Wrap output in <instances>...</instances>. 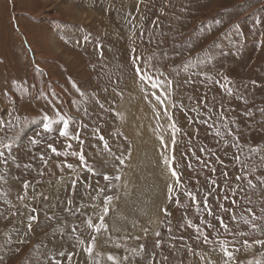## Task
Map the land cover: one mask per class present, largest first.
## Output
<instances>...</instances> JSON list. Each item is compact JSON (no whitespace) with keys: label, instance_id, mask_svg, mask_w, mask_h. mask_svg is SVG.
Here are the masks:
<instances>
[{"label":"rangeland","instance_id":"obj_1","mask_svg":"<svg viewBox=\"0 0 264 264\" xmlns=\"http://www.w3.org/2000/svg\"><path fill=\"white\" fill-rule=\"evenodd\" d=\"M46 1L54 18L46 17L32 0H0V125H7L0 128V142L11 144V149L0 148L8 161L0 158V264H54L53 258L68 264L59 256L62 251L73 253L72 264H114L109 255L115 264H224L219 240H225L229 250L240 248L235 252L238 264H264V246L242 247L245 239H264V221H256L258 230H253L239 219L248 216L249 207L264 215V186L254 179L264 175V0ZM116 8L121 11L118 24L111 16ZM77 11L95 12L94 20L80 22ZM55 37L63 50L60 56L51 46ZM134 56L142 58L137 64L159 82L158 88L139 80ZM215 81L227 84L233 94ZM165 110L180 128L174 155L181 165L183 190L193 192L197 201L211 193L209 206L224 216L233 233L247 235L212 232L200 225L201 217L216 221L202 204L198 215L196 205L182 193L179 206L175 197L167 200L172 181L161 163L158 139H171ZM60 116L68 121V137L59 134ZM77 134L91 172L76 157L57 156L48 148L52 144L61 153L80 151V141L73 138ZM234 143L238 147H232ZM200 148L211 149L223 164ZM253 148L262 151H250ZM242 163L256 168L249 178L257 187L250 189L244 182L233 222L217 207L218 200L230 206L222 200L226 189L221 172L233 180ZM210 167L216 168L215 174ZM210 179L217 181L215 191ZM24 182L30 187L21 201ZM100 189L104 192L98 195ZM105 196L113 198L104 218L107 229L95 233L84 221L99 223ZM31 208L37 210L38 221L28 232ZM185 218L210 233L213 243L197 240L193 228L180 227ZM92 235L97 240L89 256L83 249ZM156 240L161 241L159 248Z\"/></svg>","mask_w":264,"mask_h":264},{"label":"snow or ice","instance_id":"obj_2","mask_svg":"<svg viewBox=\"0 0 264 264\" xmlns=\"http://www.w3.org/2000/svg\"><path fill=\"white\" fill-rule=\"evenodd\" d=\"M216 23H219V21H217ZM261 21L257 20V24H260ZM85 39H87L85 37ZM135 52V50L133 49V53ZM142 59L139 56H134V58L132 59V64L134 67V71L137 75V77L139 78V80L143 83V82H151V87L153 89H156L159 87V82L158 81H154L153 77L150 76L147 72H145L142 68L141 65L137 64V60ZM162 75V73H161ZM207 79L212 80V77H207ZM225 81H228V83L230 84L231 81L229 80L228 77H224ZM169 83H171L169 81ZM216 84H218L220 86L221 89L225 90L227 92V94L229 96H231L233 94V89L228 87L227 84H223L220 83V81H215ZM255 83V82H253ZM73 87H77L75 85V83H73ZM77 91H79V88H77ZM153 95H155V93H153ZM147 98V96H146ZM157 102H159L160 104H164V101L161 100L160 96H155ZM238 99H242V97H237ZM175 105H173L174 107ZM101 107H103V105H101ZM193 111H196V109H192ZM262 112H264V109H261ZM164 116L167 117V119L171 122L170 123V129H171V139L170 142H165L164 137L163 136H158V139L160 141V146L163 149L160 152V157H161V163L164 166L166 172L169 175V179L172 181L171 183H169L167 185V200L169 202H173V198L175 197L174 202L177 204V206L180 205L181 201H180V194L182 193L183 196L190 198L193 202L194 205H196L197 208V214L199 215L200 213V205H203V210L204 212H206L207 216L212 217L214 221H216V223H213L212 221H209L207 219H205L204 217L200 218V225H205L208 229H211L212 232H217L219 233L220 230L223 231V233L225 234H229V235H239V236H245L247 235L246 233L243 232H239V233H233L232 229L230 228L229 224L225 222V218L224 216H221L219 214L216 213V211L211 208L208 204V195H210L211 193H208L207 195L204 196V198L201 201H197L196 200V196L193 192L191 191H184L183 190V184H182V172L180 171L181 165L179 163H176V158H175V148L177 145V139H176V134L178 132H180V128L177 126L176 122L173 120L172 115L168 112V111H164ZM223 115V114H221ZM248 115H251V113L249 112ZM157 118L159 119L160 113H156ZM60 120L63 121V129L60 130L59 134L62 137H68L69 136V132H68V128H69V124L68 121L65 120V118L63 116H60ZM189 122H191V118H189ZM200 123H207L206 120H201ZM233 123H235V121H233ZM7 125H0V128H6ZM45 129L47 130L49 128L48 124H45ZM209 127H211V125H209ZM217 136H221L222 137V133L217 130L216 132ZM229 135H232L231 131H229ZM74 139L80 141L81 144V148L80 151H74L71 153L68 152H64L61 153L57 150V148H55L52 144L48 145V148L51 150V152L57 156L60 155H64V156H68L71 155L73 157H76L80 164L87 168V170L89 172L92 171L91 168L87 167V162H86V156L84 154L83 151V141L80 140L79 135H75L73 137ZM100 139L102 141H104V137L101 136ZM238 139V137L236 138ZM33 144H36L37 141L33 140L32 141ZM225 146H227V141H225ZM68 147L70 148L71 145H68ZM232 147H238L237 143L232 144ZM0 148L3 149H11V144H7V143H3L0 142ZM104 149L105 150H109L108 148V144L107 141H104ZM200 152H208L210 153L212 156H216V153L213 152L211 149H206V148H200L199 149ZM250 151L252 152H260L262 151L259 148H253L250 149ZM189 152H191V154L193 156L196 155L195 151H193L191 148H189ZM0 158H2V162L7 164V158H5V152L4 151H0ZM15 159V158H13ZM50 159V158H49ZM120 159V158H117ZM234 159L239 160V157H234ZM41 160L44 162L45 166H47L48 164V159H45V157L42 155L41 156ZM261 160L264 161V156H261ZM197 161L200 163H203L205 165V167H208L207 161H202L200 159V157H197ZM123 159H120V163H123ZM64 163V167H67L68 169H74L73 164L71 163ZM216 163L219 164H223V161L220 160V158L218 156H216ZM175 165V166H174ZM16 167H20L19 164L16 165ZM25 168L29 167L28 165H24ZM57 167H60V165L58 164ZM187 167L189 169L192 168L191 164H187ZM209 170L215 174L216 173V168L215 167H210ZM256 172V168L252 167L249 168L246 164L242 163V167L240 170V173L235 175L233 180H229V173L227 171H222L221 172V176L223 177V184H224V188L226 189L224 196L222 197V200H228L230 201V206H226L223 202L221 201H217V207L219 208L221 213H224L231 221L236 222L237 221V215L235 214V212L233 211V207H239V201L236 199L237 196H239L240 194L245 192V187H244V182H246V185L248 188L250 189H255L257 187V183L261 186H264V175H256L254 176V179L257 183L253 182L252 178H249L250 174H253ZM42 174V173H41ZM3 177H0V179H2ZM104 179H109L108 176H105ZM116 179H119V177H116ZM210 185L214 186L212 188V191L216 190V187H218L217 185V181L215 179H210L209 180ZM235 183L236 186L233 188L232 184ZM76 181L73 180L72 181V186L75 187ZM30 187L29 182H24L23 184V189L24 191V195L19 196L18 198L23 201L26 199L27 197V189ZM104 192V189H100V191L98 192V195L102 194ZM35 198V197H34ZM245 199H247L248 203H251L250 198L244 197ZM112 197L111 196H105V199L103 201V214L100 215L98 217L99 223H94L93 220L91 218L87 219L86 221H84V223L87 225V228L92 229L93 232L95 233H99L102 229L106 230L107 226L104 223V218L105 216L108 215L109 213V207L108 205L111 204L112 201ZM69 204H71V200L68 201ZM25 207H28L27 205H25ZM69 211H71V209H68ZM36 209L35 208H31L30 209V214L28 215L27 219H28V224H27V231L31 232L32 231V223L38 221V216L35 215L34 213H36ZM161 211L164 213L165 216H168V210L166 208H161ZM248 216H244L241 215L239 217V219L245 224V225H249L253 230H258V225L256 223V221H264V215L262 216H257L255 214V212L253 211L252 208H247L246 209ZM261 212L264 213V208L261 209ZM13 215H15L16 213L13 212ZM249 216L251 217L249 219ZM49 219H51V217H49ZM169 224L171 223L170 221L168 222ZM187 226L188 228H193L195 229V232L198 234L196 236L197 240H201L203 241V243L205 244H211L213 243L212 240L209 239V235L210 233H206L204 228L200 227L199 225H196L193 223V221L191 219H187L185 218V224L180 225V227H185ZM169 232H171V228L169 227L168 229ZM73 233H76V228L72 229ZM145 232H147V230L145 229ZM155 236L159 237L160 236V232L157 231L155 233ZM77 240L80 244H83L84 241L79 239V237H77ZM97 237L96 235H92L91 236V241L89 243V246L84 248L83 250L88 253L89 256L92 255L93 252V247L95 246ZM21 243H23L24 241L21 240ZM219 243V247H220V251L223 253V257H225L226 259H224V264H238L237 261V257L235 256V252H239L240 248H235L234 251L229 250V246L227 244V242L225 240H219L217 241ZM253 244L256 245H260V246H264V239H254L252 240L251 243H249V241L247 239H245L242 243V247L244 249H250ZM161 246V241L160 240H156L155 242V247L159 248ZM185 247L187 248V251L189 253H192L194 255H198V253L194 252V249L189 246V245H185ZM141 251L144 250V246L141 245L140 246ZM59 256L61 257H66L68 264H72V259H73V253H65V252H60ZM108 259L113 261L115 264V257L109 255ZM167 259V258H165ZM204 257L201 256V260H203ZM54 260V264H62V262L60 260H55V258H53ZM208 264H212L211 261L208 262ZM248 264H261L260 261H248Z\"/></svg>","mask_w":264,"mask_h":264},{"label":"bare ground","instance_id":"obj_3","mask_svg":"<svg viewBox=\"0 0 264 264\" xmlns=\"http://www.w3.org/2000/svg\"><path fill=\"white\" fill-rule=\"evenodd\" d=\"M36 5H38V6H41L43 9H44V13H45V16L46 17H48L49 19H51V18H54L55 16L52 14V9L51 8H49L50 7V5H47V3H48V1H46V0H32ZM45 2H46V4H45ZM141 3V2H140ZM110 5V4H109ZM112 5V4H111ZM102 6H103V4H102ZM112 7V6H111ZM51 9V10H50ZM103 10V9H102ZM49 12H50V14H49ZM107 12V11H106ZM120 9L118 8H116V10H114L113 11V14L111 15L113 18H114V21H115V24L117 23L118 24V21L121 19V14H120ZM123 12V11H122ZM48 13V14H47ZM95 13V12H94ZM94 13H92V12H84V13H82V12H80V11H77L76 12V15H77V19L80 21V22H86V21H88V20H94L93 19V17H95V14ZM112 18V19H113ZM130 18V17H129ZM113 22V21H112ZM114 23V22H113ZM113 23H111V24H113ZM51 46H52V48L54 49V52L56 53V55L57 56H60L61 55V53L63 52V50L61 49V47H60V43H59V41H58V38L57 37H55V38H52V40H51ZM59 60H65V57H63V58H61V59H59ZM143 112V111H142ZM138 122H139V120H138ZM141 124V123H140ZM81 257V256H80ZM79 258V257H78Z\"/></svg>","mask_w":264,"mask_h":264}]
</instances>
